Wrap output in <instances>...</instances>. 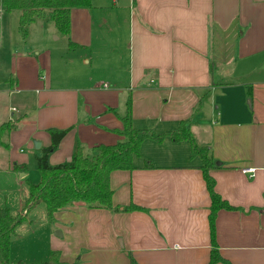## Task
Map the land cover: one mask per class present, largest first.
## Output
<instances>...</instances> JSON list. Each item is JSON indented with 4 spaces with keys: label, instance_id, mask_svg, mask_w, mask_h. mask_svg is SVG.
<instances>
[{
    "label": "crops",
    "instance_id": "0c3cea01",
    "mask_svg": "<svg viewBox=\"0 0 264 264\" xmlns=\"http://www.w3.org/2000/svg\"><path fill=\"white\" fill-rule=\"evenodd\" d=\"M55 29L65 48L44 34L0 81V171L15 186L40 182L29 171L52 145L50 130L70 129L52 166L78 146L91 154L124 142L129 101L131 126L162 137L142 143L136 169L111 174L120 212L77 204L54 215L49 258L209 264L217 250L230 264H264V0H92L72 11L69 36ZM187 122L210 150L215 192L233 208L218 211L214 237L204 163L191 159V144L177 155L184 141L170 138Z\"/></svg>",
    "mask_w": 264,
    "mask_h": 264
},
{
    "label": "trees",
    "instance_id": "16d2710c",
    "mask_svg": "<svg viewBox=\"0 0 264 264\" xmlns=\"http://www.w3.org/2000/svg\"><path fill=\"white\" fill-rule=\"evenodd\" d=\"M92 0H0V9L19 13V32L23 39L29 36L30 27L37 21L51 22L57 30L69 36L71 34V16L75 9H91ZM1 42V16H0ZM131 102H128L125 118L126 139L112 146L100 145L91 154H86L78 146L69 162L52 166L49 157L58 149L60 143L69 133L66 130H50L52 145L44 150L43 156L37 159V168L41 179L37 184H29V194L25 203L23 215L16 216L8 208L0 209V264H12L10 260L11 242L18 225L22 224L28 213L36 206L44 204L49 218L62 209L74 205H83L89 209H105L120 212L121 208L114 206L113 190L110 177L116 171H131L136 169L134 160L140 156V147L146 140L159 141L161 135L148 130L135 129L130 124ZM8 126H2L0 143ZM175 142L189 141L192 145L191 159L200 158L204 165V179L212 199L210 224L213 237L215 235V218L220 210L233 208L215 192V181L209 175L213 160L210 150L198 146L191 134L189 124L182 123L181 130L172 134ZM147 166V165H146ZM149 167V166H148ZM133 205L124 207V212L139 210ZM230 264L222 258L217 250H213L209 264ZM22 264V263H19ZM42 264H77L62 261L60 252H52L47 262ZM131 264H137L134 260Z\"/></svg>",
    "mask_w": 264,
    "mask_h": 264
},
{
    "label": "rangeland",
    "instance_id": "374dc122",
    "mask_svg": "<svg viewBox=\"0 0 264 264\" xmlns=\"http://www.w3.org/2000/svg\"><path fill=\"white\" fill-rule=\"evenodd\" d=\"M1 25H2V43L0 46V81L7 80L11 77L10 66L15 58L22 53H27L30 49L33 50V54H36V48H41L44 42V34L48 35L47 42L54 44L55 46L64 45L66 47V39L62 37L60 40L58 34H52L55 31V26L51 22L43 20L38 21L32 25L29 29V36L25 40L19 32V13H8L2 10ZM55 67V66H54ZM56 74H60L61 66H56ZM40 72H43L40 70ZM68 74V73H67ZM1 131V130H0ZM171 141L173 137L171 136ZM170 141V140H169ZM170 141V142H171ZM181 142V141H180ZM167 143V142H166ZM190 147L189 141L181 142L177 148V155L184 157V152ZM1 153L7 156L6 152ZM1 155V154H0ZM4 156V157H5ZM3 159L0 156V161ZM4 163V161L2 162ZM33 163V162H32ZM35 169H31L29 180L38 182L40 181V175L37 171V166L34 163ZM5 171H0V209L8 207L14 213L19 216V210L21 205L27 200L29 193V186L27 181L15 186L14 182L6 177ZM25 212H22L23 215ZM53 221L47 214V209L44 204H40L32 209L24 220V222L17 228L16 236L14 235L11 242L10 260L12 264H42L49 260V235L53 231ZM48 255V256H47Z\"/></svg>",
    "mask_w": 264,
    "mask_h": 264
},
{
    "label": "built area",
    "instance_id": "2783aa9c",
    "mask_svg": "<svg viewBox=\"0 0 264 264\" xmlns=\"http://www.w3.org/2000/svg\"><path fill=\"white\" fill-rule=\"evenodd\" d=\"M2 13H3V12H2V9H0V16H1ZM104 87L107 88L108 86H107V85H104ZM13 111H15V110H13ZM244 173H245V174H253V173H254V170H251V169H249V170H244Z\"/></svg>",
    "mask_w": 264,
    "mask_h": 264
},
{
    "label": "water",
    "instance_id": "95a60500",
    "mask_svg": "<svg viewBox=\"0 0 264 264\" xmlns=\"http://www.w3.org/2000/svg\"><path fill=\"white\" fill-rule=\"evenodd\" d=\"M34 144H35V147H36L37 149L40 148V144H39L38 142H35Z\"/></svg>",
    "mask_w": 264,
    "mask_h": 264
}]
</instances>
